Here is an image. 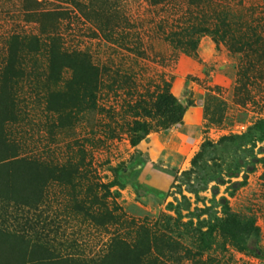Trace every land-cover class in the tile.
<instances>
[{"label":"rangeland","instance_id":"rangeland-1","mask_svg":"<svg viewBox=\"0 0 264 264\" xmlns=\"http://www.w3.org/2000/svg\"><path fill=\"white\" fill-rule=\"evenodd\" d=\"M0 264H264V0H0Z\"/></svg>","mask_w":264,"mask_h":264},{"label":"trees","instance_id":"trees-1","mask_svg":"<svg viewBox=\"0 0 264 264\" xmlns=\"http://www.w3.org/2000/svg\"><path fill=\"white\" fill-rule=\"evenodd\" d=\"M32 10H33L32 12L40 16L42 15L49 16L50 14H52L51 12L48 11H42L40 13V10L38 8H33ZM43 12H47V13H43ZM39 31L42 35H44L45 39L40 38L38 35H31L26 37L27 38L26 43L23 42L21 43L20 39H22V37L16 35H13L11 37V39L8 42L9 56L6 63L7 66L6 65H5L6 67L4 66L5 73L3 78L5 82L7 80L5 75L10 71L12 65L16 63V58L18 59L19 57H21L23 52H28V55L29 54L33 55L38 51H42V49L46 52L45 54L48 56L47 60L49 62V65L52 67L53 72L59 71V69L57 68L60 67V65L66 63L67 65L65 66H69V67L78 66L80 68L81 82L84 81L87 82V80L92 79L91 76L95 75V73L97 72V67L93 66L92 63H90V61L85 58L86 56L84 55V53L80 51L68 52L62 49L58 41L57 35L55 34V25H48V26L42 25ZM82 91L85 92L86 89H82ZM153 105L156 107V116L157 115L159 116L158 117L159 119H157V121L161 128H168L172 124L179 122L185 109L184 106L167 91L158 93L156 95V99ZM141 108L143 110L144 116H151L150 115L151 110H148L147 106H143V107L141 106ZM148 127L149 126L145 122L136 121L134 123V125L130 129L132 132V135L130 137V142L132 145L138 143L140 136L148 131L149 129Z\"/></svg>","mask_w":264,"mask_h":264}]
</instances>
